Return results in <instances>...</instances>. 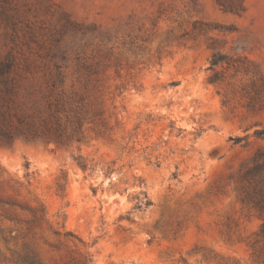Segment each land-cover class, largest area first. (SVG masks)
<instances>
[{
    "label": "rangeland",
    "instance_id": "rangeland-1",
    "mask_svg": "<svg viewBox=\"0 0 264 264\" xmlns=\"http://www.w3.org/2000/svg\"><path fill=\"white\" fill-rule=\"evenodd\" d=\"M214 40L260 74L224 64L210 82ZM8 57L24 88L58 67L68 90L90 79L101 115L81 142H0L16 204L0 203V264H264L242 199L264 147V0H0Z\"/></svg>",
    "mask_w": 264,
    "mask_h": 264
},
{
    "label": "trees",
    "instance_id": "trees-1",
    "mask_svg": "<svg viewBox=\"0 0 264 264\" xmlns=\"http://www.w3.org/2000/svg\"><path fill=\"white\" fill-rule=\"evenodd\" d=\"M220 5L232 12L243 8L242 4ZM210 48L214 50L210 62V69L213 71L210 82L219 81L217 68L224 64L235 66L237 70L254 76L260 74L257 65L248 57H234L220 51L216 40L210 44ZM15 66L16 62L12 57L0 61V142L11 145L16 139H24L69 145L73 141L84 140L85 126L101 115L92 101L88 86L90 79L86 80L82 92L74 87L68 90L65 88L66 74L58 67L57 76L47 81L45 88H24L25 75L17 71ZM91 75L89 73L86 77ZM256 136L264 139V128L256 131ZM76 160L82 168H86L80 157ZM242 180L247 185L242 199L262 218L263 222L256 236L264 240V147L255 152L251 163L244 168ZM143 195L139 208L145 210L153 203L147 193L144 192ZM0 203L16 205L1 198ZM42 209L45 211V207ZM259 256L264 263V248Z\"/></svg>",
    "mask_w": 264,
    "mask_h": 264
}]
</instances>
